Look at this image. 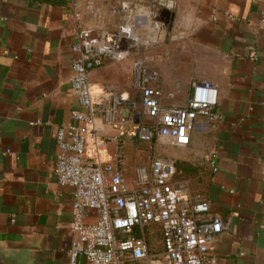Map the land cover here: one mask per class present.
I'll return each mask as SVG.
<instances>
[{"label": "crops", "instance_id": "1", "mask_svg": "<svg viewBox=\"0 0 264 264\" xmlns=\"http://www.w3.org/2000/svg\"><path fill=\"white\" fill-rule=\"evenodd\" d=\"M171 14L167 35L157 8ZM260 0H0V234L34 240L48 264H67L72 192L54 174L60 128L70 136L80 105L70 86L71 46L89 31L114 32L126 20L140 44L121 62L89 69L92 101L124 99L126 118L140 109L135 60L159 74L158 87L184 106L193 82L217 86L219 121L196 118L185 148L155 140L152 148L118 136L100 119L84 159L112 161L119 137L124 173L147 165L151 153L172 159L194 194L205 196L224 230L210 252L213 264H264V24ZM215 17V21H213ZM216 166L211 173L210 162ZM78 264H86L79 260Z\"/></svg>", "mask_w": 264, "mask_h": 264}, {"label": "built area", "instance_id": "2", "mask_svg": "<svg viewBox=\"0 0 264 264\" xmlns=\"http://www.w3.org/2000/svg\"><path fill=\"white\" fill-rule=\"evenodd\" d=\"M260 1V20L264 24V0ZM139 44L133 23L126 20L114 32H84L71 46L70 86L81 108L72 113V119L83 128L69 127L68 139L64 128L58 130L54 162L58 183L72 192L74 240L67 252V264H78L81 259L86 264H213L210 252L224 224L211 213L205 196L194 194L178 176L174 160L151 153L147 165L134 168L129 182L119 137L112 139L116 151L111 162L84 159L88 136L100 142V150L108 144L107 138H101L93 129L97 119L117 130L118 136L135 138L150 149L159 139L172 147L185 148L198 126L196 118L221 119L215 111L216 85L193 82L184 106L168 104L166 100H172L173 94H165L158 87V72L145 67L142 60L133 63L140 109L131 120L123 116L124 99L117 94L110 95L107 106L95 107L89 69L121 62ZM209 164L211 173H216L214 162ZM261 224L264 229V217ZM155 228L160 234V249L151 252L146 233Z\"/></svg>", "mask_w": 264, "mask_h": 264}, {"label": "water", "instance_id": "3", "mask_svg": "<svg viewBox=\"0 0 264 264\" xmlns=\"http://www.w3.org/2000/svg\"><path fill=\"white\" fill-rule=\"evenodd\" d=\"M154 17L161 24L163 37L160 42H163L168 32L171 14L159 7L155 10ZM123 116L126 117L125 114ZM0 264H48V262L34 240L26 236L0 234Z\"/></svg>", "mask_w": 264, "mask_h": 264}, {"label": "rangeland", "instance_id": "4", "mask_svg": "<svg viewBox=\"0 0 264 264\" xmlns=\"http://www.w3.org/2000/svg\"><path fill=\"white\" fill-rule=\"evenodd\" d=\"M147 241L151 252H156L160 249V234L158 228L149 230L146 233Z\"/></svg>", "mask_w": 264, "mask_h": 264}]
</instances>
